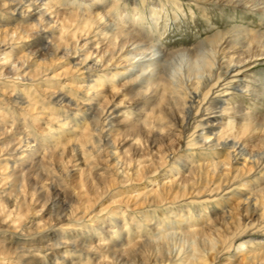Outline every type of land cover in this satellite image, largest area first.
<instances>
[{
    "label": "clouds",
    "instance_id": "1",
    "mask_svg": "<svg viewBox=\"0 0 264 264\" xmlns=\"http://www.w3.org/2000/svg\"><path fill=\"white\" fill-rule=\"evenodd\" d=\"M0 264H264V0H0Z\"/></svg>",
    "mask_w": 264,
    "mask_h": 264
},
{
    "label": "bare ground",
    "instance_id": "2",
    "mask_svg": "<svg viewBox=\"0 0 264 264\" xmlns=\"http://www.w3.org/2000/svg\"><path fill=\"white\" fill-rule=\"evenodd\" d=\"M25 2H26V0H25ZM17 3H19V0H17ZM12 7L13 8H16V17L17 18H20V9L23 7V5L20 4L19 7H16V4H13Z\"/></svg>",
    "mask_w": 264,
    "mask_h": 264
}]
</instances>
